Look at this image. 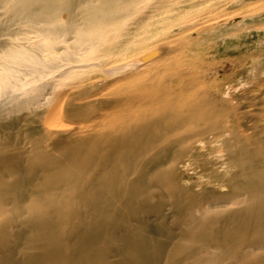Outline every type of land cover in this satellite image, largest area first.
Masks as SVG:
<instances>
[{
    "label": "bare ground",
    "instance_id": "6f19581e",
    "mask_svg": "<svg viewBox=\"0 0 264 264\" xmlns=\"http://www.w3.org/2000/svg\"><path fill=\"white\" fill-rule=\"evenodd\" d=\"M120 1L100 0L97 28L111 26ZM31 2L41 4L40 9L47 15L64 7L61 0ZM93 2L80 0L74 8ZM45 25L35 29L42 31L41 36L38 32L41 38L52 34H46ZM51 39L53 42L55 38ZM56 39L59 45L61 39L60 43ZM155 55L154 50H145L134 60L143 65ZM39 57L43 66H56L59 60H53L54 54ZM38 71L35 69L37 78ZM146 107L151 112L128 122L127 132L120 136L70 130L59 139L55 125L70 111L55 110L48 114L54 123L38 125L43 134H36L34 149L26 159L19 152L0 155V264H264V149H255L250 158L245 142L248 135H244L247 131L232 137L231 126L221 123H208L207 130L197 126L189 129L191 117L160 98H154ZM187 109L195 111L191 106ZM228 116L233 121L240 119L235 113ZM182 130L175 142H168L170 136ZM251 131L262 141L264 122ZM210 136L215 138L212 145L228 148L241 139L237 153L228 150L223 156L220 148L207 152L205 156L215 160L203 169L220 179L228 175L231 166H237L236 180L226 181V191L220 193L177 185L175 171L184 174L198 167L179 161L183 151L174 149L194 137L209 140ZM14 178L18 180L12 181ZM230 205L241 207L229 213L218 211ZM210 211L212 217L204 218ZM170 217L177 221L172 229L166 227Z\"/></svg>",
    "mask_w": 264,
    "mask_h": 264
},
{
    "label": "rangeland",
    "instance_id": "374dc122",
    "mask_svg": "<svg viewBox=\"0 0 264 264\" xmlns=\"http://www.w3.org/2000/svg\"><path fill=\"white\" fill-rule=\"evenodd\" d=\"M31 1L0 3V106H5L0 107V155L19 152L26 159L34 149L33 139L43 134L38 125L54 123L48 114L55 110L68 109V117L81 114L58 120L57 138L70 130L120 136L127 132L128 122L151 112L146 105L154 98L183 109V115L191 117L189 129L197 126L207 130L216 122L231 126L232 137L247 131L244 135H248L245 142L250 158L255 149H264V139L259 141L251 131L264 122V0H121L111 26L103 30L96 27L100 0L76 9L74 4L80 0H61L64 7L49 15L40 9L41 4ZM35 24H47L44 27L47 35L52 33L50 38H45L44 32L41 38L42 31L35 30L39 27ZM51 37H58L61 43L55 44V39L53 43ZM151 49L156 52L154 58L137 65L136 56ZM52 53L53 60L59 59L56 66L39 64V56ZM35 69L42 70L38 71L39 79ZM133 69L134 73L130 71ZM3 75L13 76H7L13 82ZM188 106L195 111L189 112ZM227 113H235L239 121ZM210 115L214 118L209 120ZM182 132L170 136L168 142H175ZM209 138L194 137L174 149L183 151L179 161L198 167L184 174L175 171L177 185L220 193L226 191L225 182L239 173L237 166H231L228 175L218 179L203 170L215 160L207 158V152L220 148L223 156L228 150L237 153L241 142L238 139L228 148L212 145L215 138ZM199 154L203 156L200 159L196 157ZM240 207L230 205L218 211L229 213ZM212 214L206 212L203 217ZM176 223L170 217L166 227L175 228Z\"/></svg>",
    "mask_w": 264,
    "mask_h": 264
}]
</instances>
